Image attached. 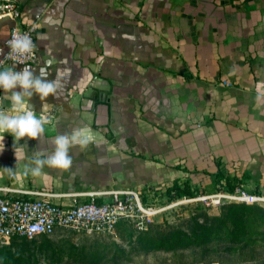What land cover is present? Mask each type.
Returning <instances> with one entry per match:
<instances>
[{
    "label": "crops",
    "instance_id": "1",
    "mask_svg": "<svg viewBox=\"0 0 264 264\" xmlns=\"http://www.w3.org/2000/svg\"><path fill=\"white\" fill-rule=\"evenodd\" d=\"M15 3V19L0 14V49L14 22L32 25L34 61L10 66L27 64L63 87L28 100L48 121L39 137L15 149L3 134V194L58 202L112 189L160 196L173 181L211 192L218 166L264 194V0ZM10 96L0 90V111L15 115ZM77 131L89 143L69 149V169L31 173L34 159L54 151V137Z\"/></svg>",
    "mask_w": 264,
    "mask_h": 264
},
{
    "label": "rangeland",
    "instance_id": "2",
    "mask_svg": "<svg viewBox=\"0 0 264 264\" xmlns=\"http://www.w3.org/2000/svg\"><path fill=\"white\" fill-rule=\"evenodd\" d=\"M0 264H264V203L178 204L143 229L0 238Z\"/></svg>",
    "mask_w": 264,
    "mask_h": 264
},
{
    "label": "built area",
    "instance_id": "3",
    "mask_svg": "<svg viewBox=\"0 0 264 264\" xmlns=\"http://www.w3.org/2000/svg\"><path fill=\"white\" fill-rule=\"evenodd\" d=\"M0 14L15 19L18 16L15 0H0ZM17 33L27 34L33 40V26H19L15 22L11 25L0 57L6 67L33 62L35 59V49L24 56H6L10 51L6 42ZM4 190V187H0L1 239L49 234L59 227L81 232L109 233L121 219L137 229H143L162 210L192 202L204 207L218 206L223 201L264 202V194L249 192L239 184L232 190L221 188L211 192L199 191L170 200H165L162 195H152V192L143 196L134 189L67 193L69 200L65 202L53 201L44 195H5L2 193Z\"/></svg>",
    "mask_w": 264,
    "mask_h": 264
},
{
    "label": "clouds",
    "instance_id": "4",
    "mask_svg": "<svg viewBox=\"0 0 264 264\" xmlns=\"http://www.w3.org/2000/svg\"><path fill=\"white\" fill-rule=\"evenodd\" d=\"M6 33H0V36ZM41 36L38 39H44ZM7 45L10 51L6 56L14 54L16 56H24L30 54L36 49V44L27 34H14L8 40ZM3 52V49H0ZM43 73V70H42ZM63 87L59 79L48 81L43 75L34 76L32 68L24 64V67L16 71L15 65L6 67L0 60V90L11 93L10 100L14 106L15 115H8L0 111V151H3L4 133L7 132L13 136L14 147L16 142L27 136L35 139L44 131V125L48 121L44 118H38L32 106L28 104V100L35 94L38 95L41 101L57 92ZM19 88V91H13ZM48 108L47 103L42 104V109ZM89 138L81 136L77 131L71 135L61 134L53 138L52 144L54 151L46 158L34 159L35 167L30 168L33 175H39L45 165L60 169H69L72 165V158L69 155V149L79 144L81 147L87 146Z\"/></svg>",
    "mask_w": 264,
    "mask_h": 264
},
{
    "label": "trees",
    "instance_id": "5",
    "mask_svg": "<svg viewBox=\"0 0 264 264\" xmlns=\"http://www.w3.org/2000/svg\"><path fill=\"white\" fill-rule=\"evenodd\" d=\"M209 175L211 182L210 188L212 189L224 188L227 190H232L235 185L239 184L238 178H236L234 175L228 174L222 166H218L216 171L209 173ZM195 192V188H191V186L186 181L182 183L173 181L170 185L164 187L163 192L160 194V196H164L165 200H170L183 194L192 195ZM232 202L235 201H223L219 205Z\"/></svg>",
    "mask_w": 264,
    "mask_h": 264
}]
</instances>
